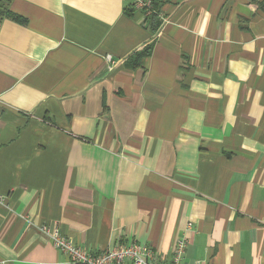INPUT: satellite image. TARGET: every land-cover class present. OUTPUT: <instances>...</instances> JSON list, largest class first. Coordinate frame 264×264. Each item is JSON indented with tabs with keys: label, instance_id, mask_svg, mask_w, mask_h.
Listing matches in <instances>:
<instances>
[{
	"label": "crops",
	"instance_id": "obj_1",
	"mask_svg": "<svg viewBox=\"0 0 264 264\" xmlns=\"http://www.w3.org/2000/svg\"><path fill=\"white\" fill-rule=\"evenodd\" d=\"M156 2L154 31L132 0L10 1L0 264H68L43 224L94 253L184 239L183 264H264V0Z\"/></svg>",
	"mask_w": 264,
	"mask_h": 264
},
{
	"label": "built area",
	"instance_id": "obj_2",
	"mask_svg": "<svg viewBox=\"0 0 264 264\" xmlns=\"http://www.w3.org/2000/svg\"><path fill=\"white\" fill-rule=\"evenodd\" d=\"M134 9L142 13L143 19L155 11L153 0H132ZM158 15L161 17L160 12ZM164 21V18H162ZM107 67L112 68L116 61L107 54L105 56ZM39 230L44 233L52 245L66 255L68 264H123L128 261L131 264H183V253L186 242L184 239H177L172 247L169 260L159 258L157 252L151 246L138 242H116L113 246L98 253L76 244L70 238L64 236L58 227L43 224Z\"/></svg>",
	"mask_w": 264,
	"mask_h": 264
},
{
	"label": "trees",
	"instance_id": "obj_3",
	"mask_svg": "<svg viewBox=\"0 0 264 264\" xmlns=\"http://www.w3.org/2000/svg\"><path fill=\"white\" fill-rule=\"evenodd\" d=\"M11 0H0V22L2 21V19L4 18H10L13 19L17 22H23L25 21L23 18H21L19 15L13 13L10 9H9V3ZM153 5L155 8L156 12H153L152 14H150L146 21L149 20L150 23V28L152 30H156L161 21L158 18V12H160L158 10V3L156 2V0H153ZM160 17V16H159ZM161 18V17H160ZM152 49V43H149L145 46H143L142 48L136 50L135 52H133L127 59V66L131 67V68H136L139 67L143 64V61L145 60V58L150 54Z\"/></svg>",
	"mask_w": 264,
	"mask_h": 264
}]
</instances>
